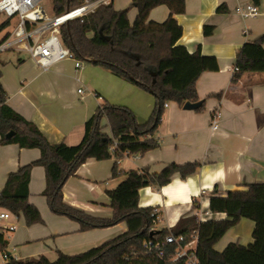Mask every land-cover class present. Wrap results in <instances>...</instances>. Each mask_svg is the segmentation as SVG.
I'll return each mask as SVG.
<instances>
[{
	"label": "crops",
	"instance_id": "1",
	"mask_svg": "<svg viewBox=\"0 0 264 264\" xmlns=\"http://www.w3.org/2000/svg\"><path fill=\"white\" fill-rule=\"evenodd\" d=\"M130 1L120 0L115 6L113 0L114 9L122 10ZM253 4V0H185L184 13L174 14L182 27L177 44L189 52L198 49L201 55L216 60V70L205 71L195 83L204 109L185 110L174 101L166 102L154 134L158 147L142 155L123 153L121 158L87 159L63 184L65 203L93 216L110 217L106 191L114 188L126 171L147 168L159 173L171 163L200 162L196 173L185 180L175 175L167 185L145 186L139 191L140 207L161 205L160 230L173 227L180 216L193 215L198 209L203 214L209 212L204 216L206 220L224 218V214L208 211V197L214 189L217 195L225 196L228 191L245 189L247 184L264 183V71H245L231 82L238 49L264 33V0L254 4L259 12L253 17L237 12L239 6ZM169 13L168 7L158 5L148 19L162 22ZM136 14V8L128 12L130 23ZM205 26L210 34L204 33ZM23 58L18 56V62L0 65L7 104L38 126L53 144L75 146L81 142L85 122L103 100L130 108L139 124L154 108L151 93L92 62L84 61L81 68L75 69L71 60L64 59L42 70L29 56ZM214 112H219L220 122L211 132L209 118ZM102 124L103 131L109 133L105 119ZM39 155L37 148L0 143V189L11 171L37 160ZM116 163L119 175L114 177L111 172ZM30 175L28 200L39 209L42 223L27 226L22 215L12 217L17 228L4 233L7 253L12 258L30 262L47 257L53 261L58 252L77 254L127 230L125 222L81 230L79 223L49 209L42 196L43 167L33 166ZM253 227L252 220L243 218L226 231L214 249L221 251L231 242L251 243Z\"/></svg>",
	"mask_w": 264,
	"mask_h": 264
},
{
	"label": "trees",
	"instance_id": "2",
	"mask_svg": "<svg viewBox=\"0 0 264 264\" xmlns=\"http://www.w3.org/2000/svg\"><path fill=\"white\" fill-rule=\"evenodd\" d=\"M82 2L51 0V10L54 15L62 14ZM253 2L258 4L259 0ZM158 5H165L170 13L162 22L150 21L149 13ZM184 6L185 0H131L128 6L117 10L110 0L97 6L82 20L76 18L60 27L61 42L76 58L108 69L153 95L154 108L141 124L130 108L103 100L85 122L81 142L75 146L64 142L53 144L38 126L8 106V95L0 81V143H15L20 148H37L40 151L37 160L19 166L7 175L0 189V211L22 215L27 226L42 223L39 209L28 200L30 170L38 165L43 167L45 175L42 196L53 213L79 223L83 231L111 227L121 222L127 226L125 232L77 254L58 252L53 261L41 257L30 262L19 261L9 255L8 264H156L158 260L145 253V241L161 239L168 234L182 235L188 241L193 231L199 236V264H264V183L247 184L245 189L228 191L225 196L217 195L214 189L208 197V211L224 214V218L200 221L194 214L180 216L171 228L150 230L153 227L152 207L138 205L139 191L145 186L159 188L167 185L175 175L182 180L191 177L200 166L198 161L171 163L159 173H151L147 168L126 171L124 178L106 191L112 211L110 217L93 216L63 200V184L87 159L121 158L126 151L142 155L157 148L159 141L154 134L165 110L164 103L174 101L183 106L186 101L199 100L195 83L205 71L216 70V60L201 55L198 49L189 52L177 44L182 27L174 14L184 13ZM133 8L137 9V14L130 23L128 12ZM8 24V19L0 22V33L7 30ZM204 33L210 34L211 30L205 26ZM263 45L264 33L242 44L236 53V70H233L231 82H236L245 71H264ZM152 73L156 74L155 77ZM216 96L220 97L219 94ZM203 109L201 105L197 111ZM103 119L109 133L103 131ZM10 131L14 133L7 137ZM114 142L116 147L110 151ZM111 173L114 177L119 175L117 163ZM243 218L254 222L253 241L247 245L231 242L223 250H215L214 245L226 231ZM7 245L4 234L0 233V252L7 253Z\"/></svg>",
	"mask_w": 264,
	"mask_h": 264
},
{
	"label": "built area",
	"instance_id": "3",
	"mask_svg": "<svg viewBox=\"0 0 264 264\" xmlns=\"http://www.w3.org/2000/svg\"><path fill=\"white\" fill-rule=\"evenodd\" d=\"M110 0H83L82 3L72 7L62 14L48 15L43 7V0H0V15L9 20L7 30L0 38V53L8 51L26 52L28 56L42 70L60 60L68 59L74 63L75 69L83 66V60L76 58L64 46L60 39V27L73 19L84 17L93 12L99 5H105ZM243 17H253L259 12L257 5H243L237 8ZM233 70H236L234 67ZM77 92H83L77 89ZM167 104L164 103L163 106ZM219 112H214L209 118V127L214 132L219 127ZM116 142L110 147L114 151ZM128 153L127 151L124 153ZM160 206H153L150 216L153 218L151 231L157 229L160 223ZM198 209L194 215L200 221H206L204 214ZM12 217H17L8 211H0V233L13 232L17 228ZM171 228V227H167ZM188 241L182 235L168 234L163 238L148 239L144 242L145 253L158 260L156 264H199L197 246L199 236L196 231L190 235ZM9 254L0 252V264H8Z\"/></svg>",
	"mask_w": 264,
	"mask_h": 264
},
{
	"label": "rangeland",
	"instance_id": "4",
	"mask_svg": "<svg viewBox=\"0 0 264 264\" xmlns=\"http://www.w3.org/2000/svg\"><path fill=\"white\" fill-rule=\"evenodd\" d=\"M119 3H120V0H114V5L115 6L119 5ZM42 4H43L44 9L48 13V15H52L53 13H52V10H51V0H43ZM126 6H128V5H126ZM3 20H4V16L0 15V22H2ZM5 32L6 31L0 33V38L4 35ZM18 56L24 57L23 60L24 59L25 60L28 59V55L26 54V52L8 51V52L0 53V65L2 63L18 62V61H16V58Z\"/></svg>",
	"mask_w": 264,
	"mask_h": 264
},
{
	"label": "water",
	"instance_id": "5",
	"mask_svg": "<svg viewBox=\"0 0 264 264\" xmlns=\"http://www.w3.org/2000/svg\"><path fill=\"white\" fill-rule=\"evenodd\" d=\"M155 75H156L155 73H152L153 77H155ZM153 82H154V80H153ZM201 104H202V101H200V100H198L196 102L186 101L183 104V109H185V110L197 109L201 106ZM13 133H14L13 131H10L6 136L10 137L11 135H13Z\"/></svg>",
	"mask_w": 264,
	"mask_h": 264
}]
</instances>
